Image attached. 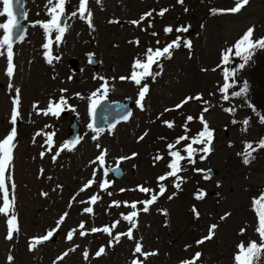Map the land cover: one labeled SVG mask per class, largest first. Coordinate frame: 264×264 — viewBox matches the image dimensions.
<instances>
[{
	"label": "rangeland",
	"instance_id": "1",
	"mask_svg": "<svg viewBox=\"0 0 264 264\" xmlns=\"http://www.w3.org/2000/svg\"><path fill=\"white\" fill-rule=\"evenodd\" d=\"M25 4L27 32L12 45L11 76L7 46L0 47V141L13 128L19 134L5 172L11 207L7 214L0 213V264H132L136 259L182 264L193 261L197 253L201 255L194 264H233L235 243L254 238L249 200L264 185V154L242 165L236 151L241 140L257 138L264 127L251 121L241 130L234 122V112L225 111L217 70L225 50L242 33L251 27L252 37L264 33V0H250L238 12L215 15H210L213 9H231L233 1L88 0L83 18L80 0H66L67 28L61 43L55 41V30L46 32L42 26L51 20L48 0ZM7 19L0 15V23ZM187 26L188 33L177 31ZM3 35L0 29V39ZM178 38L180 46L151 66L154 75L147 76V83L130 79L134 70L140 72L134 62H143L148 49H163ZM46 43L48 49L43 47ZM90 54L100 60L96 71L87 61ZM69 57L80 61V72L70 71ZM105 84L110 100L132 102V115L98 133L89 127L90 110L93 100L105 96ZM144 85L148 91L141 100ZM189 97L193 99L183 103ZM50 102L60 104L56 114L48 111ZM64 108L66 116L60 114ZM14 111L21 120L17 126ZM71 113L81 133L79 143L67 151ZM201 114L215 141L210 152L203 151L208 144L193 143L195 151L189 157L186 146L204 127ZM175 149L185 152L181 170L168 176L169 152ZM115 164L125 173L113 180L102 170ZM208 169H213V176L206 175ZM162 176L166 178L160 182ZM104 181L108 188L101 187ZM141 187L150 191L142 192ZM153 196L155 202L143 211V202ZM113 202L111 209L108 204ZM3 203L0 191V207ZM133 211V221L124 218ZM9 215L16 219L10 239ZM105 227L110 231H103ZM210 231L211 238L204 239ZM49 232L55 235L52 240L30 247ZM101 248L104 252L97 255Z\"/></svg>",
	"mask_w": 264,
	"mask_h": 264
},
{
	"label": "snow or ice",
	"instance_id": "2",
	"mask_svg": "<svg viewBox=\"0 0 264 264\" xmlns=\"http://www.w3.org/2000/svg\"><path fill=\"white\" fill-rule=\"evenodd\" d=\"M19 4L20 0H2V4H3V11L0 12V15H7V23H0V29L4 30V35L3 38L0 39V47L3 46H7V59H8V68H7V73L9 76L12 75L13 73V64H12V56H13V52H12V37H13V30L19 27V22H18V15H26V13H15L13 11V3ZM180 2H182V0H180ZM249 2V0H237V3L235 5V7L231 8V9H227V10H218V9H213L212 12L215 14L216 12H223V11H229V12H238L240 11V9L246 5ZM49 5H51V7L49 8V14L51 15V20L43 23V27L45 28L46 32H51L52 30H55L58 34L56 35L55 39L56 41H60L64 32L66 31L67 25H61V17L64 14V10H65V3L66 0H55V3H53V0H48ZM87 3L88 0H80V5H79V14L80 16L83 18L85 12L87 11ZM166 10H162L161 11V15H163V12ZM73 16L76 15V13L72 14ZM91 13L89 12V17H90ZM145 15H151V13L145 14ZM144 17H141V19H143ZM90 22V21H89ZM132 23H138L137 21H133ZM166 32H170L172 31L171 28H166L165 29ZM177 31H187V29H177ZM252 34H253V29L249 28L247 30V32L241 37L240 40H238L236 42V44L233 46V48H229L227 50H225V52L223 53V62L225 64H227L230 60L231 56H236V57H242L244 60V63H241L239 65V68H243L245 66V64L251 59V55L252 52L256 49V48H262L264 49V38H261L259 40H253L252 39ZM179 38L176 41H173L171 44L167 45L166 47H164L163 49H148L147 52V59L145 62H141L140 60H137L134 64V69L135 68H140L143 69V71L141 72H136L135 70L133 71L130 79H132L135 83L140 84L141 80L146 77V76H152L154 75L151 71V66L154 63H157L158 59L161 56H164L165 54L167 55H171L170 49L173 47H179ZM185 46L190 47L191 44L190 42H186ZM44 48L48 49L50 47L49 43H46L45 45H43ZM234 49V51H233ZM46 55H50L49 53H46ZM49 63H51V59L48 60ZM121 79H125L124 77H121ZM229 79V72L226 69L225 70V80L227 81ZM104 88V92L105 94L108 91L107 85L105 84L104 86H102ZM231 87V85L229 83H225L223 85V88L221 89L222 92L227 93L228 89ZM247 90V85L245 84V86L243 88H241V90L239 92H233L232 95L233 96H239L242 93L246 92ZM18 91V90H17ZM148 91V87L147 85H144L143 88L141 89L140 93H139V97L142 100L143 97L145 96V94ZM93 96L96 95V93L92 94ZM188 99H193L192 97L186 98V100L183 103H187ZM196 99H199V97H196ZM223 99L227 100L229 99L228 95H224ZM63 97L61 98V103H63ZM139 103V101H138ZM97 106V101L93 100L92 101V110L93 112L95 111V108ZM182 105H177V107H181ZM60 108V104H55V106H53L50 102V106L48 111L53 112V114H56V112L59 110ZM226 111H232V109H225ZM204 111H208L207 108L204 109ZM18 113L14 112L12 120L13 122H15L16 118H17ZM125 119H127V116L124 117ZM193 117H188V120H192ZM200 120L203 123L204 127L203 130L198 134L197 137L192 138V143H189L186 146V151L189 155V157H191L192 153L195 151L192 147L193 143H206V144H211L212 141V131L208 128L207 122L204 120L203 114H201L200 116ZM245 124H247V121L244 122ZM89 127H92V125H89ZM96 131L99 133L100 131H102V129H96ZM16 136V130L15 128L12 129L11 133L2 141H0V191L3 192V207H0V213H5L7 214L10 207H11V203L9 201V196H8V188L5 186V172L6 169L8 168V166L11 163L12 160V148H13V139ZM206 138V139H205ZM51 136L48 137V143L51 144ZM179 139H187V137H181ZM179 142V140L177 141ZM73 144L76 143V141L72 142ZM68 145H65V147H67ZM172 147V146H170ZM259 147L260 148H264V140H261L259 142ZM203 151L207 152L210 151L209 148H204ZM256 149L253 147V145L251 143L246 144L245 146V152L243 153L244 156V163H249L250 159L252 158V153L255 152ZM171 155L175 158L169 165V167L171 168V171L167 174L168 176H176L177 172H179L181 169L179 167V161L181 159H183V157L181 156V154L179 152H171ZM203 158V157H201ZM98 159L100 161H103L104 156L103 154L98 157ZM157 159H160V157H157ZM166 177H160V180H164ZM179 179V177H178ZM92 183V181L88 182L89 186ZM107 186V182H104L103 184H101V187L104 188ZM14 187V186H13ZM176 187H179V184L176 185ZM140 191L142 192H149L150 189L147 188H140ZM165 191V188L163 187V185H161L160 187V193L163 194V192ZM92 202L94 203L96 200V197H92ZM156 200V196H153L150 200L144 201V209L143 211H147L148 210V205L154 203ZM254 204L257 206L256 210H257V215L259 217V227L257 229V231L260 233L261 235V243L257 244L255 241L249 242V244L247 246L240 244L238 245L239 248V252L237 253V255L235 256V260H236V264H255V261L258 260L261 256L262 253H264V195H261V197L257 198L256 200H254ZM132 207L135 208L136 205L135 203L132 204ZM85 211L87 212H91L92 209L91 208H87L85 209ZM198 214V213H197ZM137 216V212L133 211L130 214H128L127 216H125L124 218L129 220V221H133V219ZM15 224H16V219L15 216H12L9 220H8V225H9V239L11 238V232L14 230L15 228ZM81 227H83V225H81ZM212 228H215V225L212 226ZM105 232H109L110 229L108 227H105L102 229ZM93 232L98 231V229L93 228L92 229ZM243 231V230H242ZM83 234V233H81ZM212 232L210 231L209 236L205 237L204 239H210L212 236ZM52 235L51 232H49L46 236H44L42 239L43 240H47L49 239V237ZM127 235L129 237H131V229L129 230V232L127 233ZM69 239H71V233L68 236ZM117 240H119V235H117L116 237ZM37 243L39 242V240L36 241ZM197 243H203V240L198 241ZM142 246L138 243L136 245L135 251L137 253L141 252ZM104 252V249L101 248L96 254L97 255H101ZM200 253H197L195 255V258L193 261L189 262V261H184L182 262V264H194V261L199 259L200 257ZM11 259V257L9 258ZM133 264H139V261H134Z\"/></svg>",
	"mask_w": 264,
	"mask_h": 264
},
{
	"label": "trees",
	"instance_id": "3",
	"mask_svg": "<svg viewBox=\"0 0 264 264\" xmlns=\"http://www.w3.org/2000/svg\"><path fill=\"white\" fill-rule=\"evenodd\" d=\"M237 2V0H234ZM252 28V27H251ZM247 32V31H246ZM244 32L240 37H238L229 48H233V44L240 40L241 37L246 33ZM264 38V33L258 35L257 37H252L253 40H259ZM234 44V45H235ZM228 48V49H229ZM234 51V49H233ZM244 63L242 57L231 56L227 64L223 62V59L219 63V73L221 75V89L223 85L227 82L231 85L227 93L222 92V101L225 104V109H232L234 122L238 123L237 125L242 130H245V127L254 121L256 124L264 127V49L256 48L251 55V59L245 64L243 68H239V65ZM229 72V79L225 80V70ZM247 85L246 92L242 93L239 96H233V92H239L241 88ZM224 95H228L229 99H223ZM237 113H241L239 119H236L235 116ZM247 121V124L244 122ZM264 140V131L261 132V135L257 138L249 137L240 141L236 155L239 157V161L242 165H250L255 161L259 160L264 154V148L259 147V142ZM251 143L256 149L252 153V158L249 163H244L243 153L245 152L246 144ZM181 156L183 155L180 152ZM175 159V158H174ZM172 159L171 162L174 160ZM170 162V163H171ZM264 195V185L259 187V191L252 195L249 200V208L255 215V222L252 228L254 240H238L237 247L240 244L247 246L249 242L255 241L257 244L261 243V235L257 231L259 225V217L257 215V206L254 204V200ZM239 252V248H238ZM255 264H264V253L261 254L260 258L255 261Z\"/></svg>",
	"mask_w": 264,
	"mask_h": 264
},
{
	"label": "water",
	"instance_id": "4",
	"mask_svg": "<svg viewBox=\"0 0 264 264\" xmlns=\"http://www.w3.org/2000/svg\"><path fill=\"white\" fill-rule=\"evenodd\" d=\"M13 11L17 14L25 13V0H20L19 4L13 3ZM25 15H18L17 19L19 22V27L13 30L12 44L19 40L22 35L25 33L26 27L23 25V20L25 19ZM61 25L64 23V16L61 17ZM70 64L72 65V69L74 71L79 70L77 67L78 61L74 58L69 59ZM90 63L93 65V68L96 69L99 61L95 60L94 56L90 57ZM130 104L126 103H117V102H108L107 99L100 101L95 111L93 112V120L92 127L95 129L104 128L105 124L107 125H115L120 120H124L125 116L129 117L131 113ZM80 132V125L75 119V116H71V124L70 131L68 134V138L66 139V145L69 147L73 146V141H78V136ZM71 139V140H70ZM214 139H212L211 144H209V149L212 148L214 144ZM71 142V143H70ZM70 144V145H69ZM115 177H119L122 174L121 169H114ZM215 172L213 169L208 170L209 175H213Z\"/></svg>",
	"mask_w": 264,
	"mask_h": 264
},
{
	"label": "bare ground",
	"instance_id": "5",
	"mask_svg": "<svg viewBox=\"0 0 264 264\" xmlns=\"http://www.w3.org/2000/svg\"><path fill=\"white\" fill-rule=\"evenodd\" d=\"M52 238V237H51Z\"/></svg>",
	"mask_w": 264,
	"mask_h": 264
}]
</instances>
